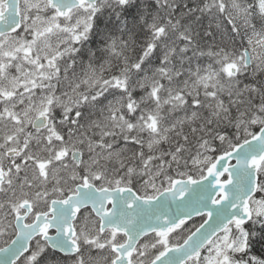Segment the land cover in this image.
I'll use <instances>...</instances> for the list:
<instances>
[{
  "label": "snow or ice",
  "instance_id": "obj_1",
  "mask_svg": "<svg viewBox=\"0 0 264 264\" xmlns=\"http://www.w3.org/2000/svg\"><path fill=\"white\" fill-rule=\"evenodd\" d=\"M0 264H264V0H0Z\"/></svg>",
  "mask_w": 264,
  "mask_h": 264
}]
</instances>
